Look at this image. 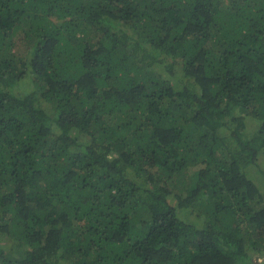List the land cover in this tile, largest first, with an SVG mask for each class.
Returning a JSON list of instances; mask_svg holds the SVG:
<instances>
[{"label": "trees", "instance_id": "trees-1", "mask_svg": "<svg viewBox=\"0 0 264 264\" xmlns=\"http://www.w3.org/2000/svg\"><path fill=\"white\" fill-rule=\"evenodd\" d=\"M261 156L264 0H0V264H264Z\"/></svg>", "mask_w": 264, "mask_h": 264}, {"label": "rangeland", "instance_id": "rangeland-1", "mask_svg": "<svg viewBox=\"0 0 264 264\" xmlns=\"http://www.w3.org/2000/svg\"><path fill=\"white\" fill-rule=\"evenodd\" d=\"M30 86H32V85H27V82L23 81L22 84H21V88L20 89L23 90L25 87L27 88V87H30ZM259 159H260L259 160L260 168H264V158H263V156H261ZM256 174H257V171H256ZM179 217L184 218L186 221H191V222H196V223H199L200 221H202V217L197 218V216L195 214L190 213L189 210H186V211L181 210V211H179ZM0 245L4 246V248L8 247V243L7 242L0 241ZM253 260L255 262H259V261L262 260V258L254 256Z\"/></svg>", "mask_w": 264, "mask_h": 264}]
</instances>
